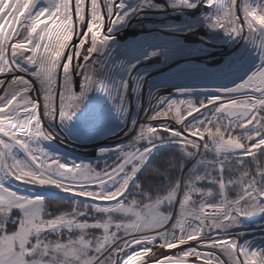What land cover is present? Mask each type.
Segmentation results:
<instances>
[{
  "label": "snow or ice",
  "instance_id": "6c2138e0",
  "mask_svg": "<svg viewBox=\"0 0 264 264\" xmlns=\"http://www.w3.org/2000/svg\"><path fill=\"white\" fill-rule=\"evenodd\" d=\"M256 217L264 0H0V264H264Z\"/></svg>",
  "mask_w": 264,
  "mask_h": 264
},
{
  "label": "water",
  "instance_id": "95a60500",
  "mask_svg": "<svg viewBox=\"0 0 264 264\" xmlns=\"http://www.w3.org/2000/svg\"><path fill=\"white\" fill-rule=\"evenodd\" d=\"M152 22H154V21L153 20H146L144 23L145 24H148V23H152ZM144 31L145 30L143 28H140V27H135V28L127 29L126 32H121L119 34L120 35L121 42H124L126 40H134V39L138 38L139 35L144 34ZM189 37H191L192 39L191 38H187V42H189V43L196 42L197 37L191 36V35H189ZM223 53H226V54L229 53V54H231L232 53V48L229 47L226 44L216 45V46L212 47L210 49V54L207 55V56H211L212 57L210 61L207 60L208 63H210L212 61H215V62H219V64H222L223 61H224V57H225V55ZM203 58L204 57H201L199 59L194 60L193 62L194 63H196V62L197 63H200L199 61H201ZM150 64H151V62H149V65ZM154 75H157V72L154 73ZM119 134H123V133H119ZM107 137L109 138L110 135L104 136L103 139L106 140ZM111 140H113V138ZM107 141H110V140H107Z\"/></svg>",
  "mask_w": 264,
  "mask_h": 264
},
{
  "label": "rangeland",
  "instance_id": "374dc122",
  "mask_svg": "<svg viewBox=\"0 0 264 264\" xmlns=\"http://www.w3.org/2000/svg\"><path fill=\"white\" fill-rule=\"evenodd\" d=\"M158 2H164V0H158ZM188 38H191V37H189L188 36ZM192 39V38H191ZM195 43V42H194ZM224 55L226 54V53H223ZM228 55H230L229 53H227ZM204 60V59H203ZM200 63H201V61H199ZM197 63V62H196ZM203 63H205V62H203ZM208 65V64H207ZM209 67H217V66H212V65H208ZM168 69H164V71H167ZM161 73L158 71L157 72V76L158 75H160ZM170 91H174V94L171 92V95H175V89H171V90H169V89H162L161 90V94H170L169 92ZM197 115H199V114H197ZM154 124H158L159 123V121H156V122H153ZM173 123V126L174 127H179L178 125H175L174 124V122H172ZM119 135V134H118ZM117 135V136H118ZM122 137V136H121ZM66 142H69L70 144H72V145H74L77 149H75V154L77 155V156H79L81 159H84V160H86V161H95V159L97 158L95 155H94V152L96 151V149H95V145H93V144H88L87 145V147H89V149H88V155L85 153H83L82 151H79V147H85V146H82V145H79V144H74V143H72V142H70V141H66ZM110 142L111 143H113L112 141H108V143H107V146H113L114 144H110ZM124 142V141H123ZM65 144V143H64ZM62 150H66L67 151V149H65L64 147L62 148ZM41 191H42V189H40ZM67 208H68V206H66V205H57V203L55 202V201H53L52 203H51V205H50V210L52 211V212H54V213H58V212H60V211H62V210H67ZM258 220H260L258 217H256V218H253V220H252V226L254 227L256 224H260V223H258L257 221Z\"/></svg>",
  "mask_w": 264,
  "mask_h": 264
},
{
  "label": "flooded vegetation",
  "instance_id": "af4514ba",
  "mask_svg": "<svg viewBox=\"0 0 264 264\" xmlns=\"http://www.w3.org/2000/svg\"><path fill=\"white\" fill-rule=\"evenodd\" d=\"M122 136V137H121ZM104 138V136H102V137H100L99 139H97V140H95V141H92V142H89L88 144H93V145H96V144H101V145H104V146H107V143H108V141L107 140H110V141H112L113 143H111L110 142V144H117V143H121V142H123V141H126L127 139H128V137H126L125 135H123V134H119L118 136L117 135H115V136H113V135H110V137L108 138L107 137V139L106 140H104L103 139ZM113 138V140H111ZM71 142V141H70ZM65 143V144H64ZM64 143H63V145H62V148L64 147L65 149H67V151H71V152H76L75 151V149H77L74 145H72V144H70L69 142H66V141H64ZM88 144H86V145H83V146H85L84 148L83 147H79L78 149H79V151H82L84 154L86 153L87 155L89 154L87 151H88V149H89V147H87V145Z\"/></svg>",
  "mask_w": 264,
  "mask_h": 264
},
{
  "label": "bare ground",
  "instance_id": "6f19581e",
  "mask_svg": "<svg viewBox=\"0 0 264 264\" xmlns=\"http://www.w3.org/2000/svg\"><path fill=\"white\" fill-rule=\"evenodd\" d=\"M73 43H76L75 38L73 39ZM211 58H212L211 56H206V57L203 58L204 60H203V59L201 60V63L205 62V63L208 64V65L219 66L218 63L215 62V61H212V62L208 63L207 60L210 61ZM171 92L174 94V91H170L169 93L171 94ZM189 119H191V117H190Z\"/></svg>",
  "mask_w": 264,
  "mask_h": 264
},
{
  "label": "trees",
  "instance_id": "16d2710c",
  "mask_svg": "<svg viewBox=\"0 0 264 264\" xmlns=\"http://www.w3.org/2000/svg\"><path fill=\"white\" fill-rule=\"evenodd\" d=\"M257 222H258V223H264V221H262V220H258Z\"/></svg>",
  "mask_w": 264,
  "mask_h": 264
}]
</instances>
